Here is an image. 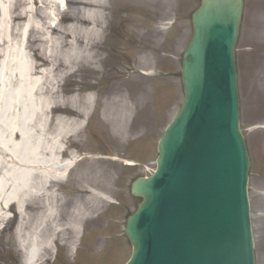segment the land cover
I'll return each instance as SVG.
<instances>
[{
  "label": "bare ground",
  "instance_id": "6f19581e",
  "mask_svg": "<svg viewBox=\"0 0 264 264\" xmlns=\"http://www.w3.org/2000/svg\"><path fill=\"white\" fill-rule=\"evenodd\" d=\"M110 9V0H0V225L8 212L17 214L27 264H38L52 246V238L36 231L45 230L55 216L61 218L57 214L66 175L84 161L73 151L84 148L77 140L84 122L89 124L99 110L101 120L125 149L136 132L131 119L137 103L152 110V33L146 35L149 44L144 51L129 46L135 49L130 58L135 83L129 84L122 75L121 79L112 76ZM112 51L119 57L120 49ZM140 51L143 58L136 56ZM118 61L114 59V67L121 70ZM60 79H75L79 85L67 101L64 97L71 89H60ZM106 79L108 88L102 85ZM90 157L94 164L107 162L102 155ZM126 160V165H134ZM87 173L88 163L78 178L82 187L77 190L75 211L69 219L64 217L69 244L62 248L74 247L88 213L99 207V199L113 195L108 186L88 191ZM26 218L36 222L32 239L22 231Z\"/></svg>",
  "mask_w": 264,
  "mask_h": 264
},
{
  "label": "rangeland",
  "instance_id": "374dc122",
  "mask_svg": "<svg viewBox=\"0 0 264 264\" xmlns=\"http://www.w3.org/2000/svg\"><path fill=\"white\" fill-rule=\"evenodd\" d=\"M201 2L110 0L113 15L108 24L110 28H107L110 33L109 52L115 61L119 59L117 63L121 62V70H118L112 58V76L121 79L122 75L129 84L135 83L136 69L130 62L135 49L129 46H138L144 51L149 44L146 35L152 33L154 103L151 111L143 110L142 102L137 103L136 114L131 119L136 132L131 135L130 142V137L125 142V149L120 148V141L113 135L111 127L101 120L99 110L89 124L84 122L77 139L84 148L73 150L77 159L84 161H80L66 176L67 187L61 195L57 214L61 218L56 220L55 216L45 230L36 231L44 238H52L51 248L40 257L38 264H126L129 261L132 246L125 235L126 223L141 203L140 199L131 195L132 183L154 174L159 141L184 100L182 58L193 34L192 15ZM174 18L177 23L172 28ZM136 34L141 38H136ZM115 49H120L119 57L112 51ZM143 51L137 53V58H143ZM236 63L241 130L250 157L248 195L254 252L256 264H264V0H245ZM118 80L115 82L118 83ZM75 81L60 79V89H71L64 97L66 101L76 94L79 85ZM107 82L108 79L103 80L102 84L106 88L110 86ZM106 99L104 97L101 101ZM91 155L105 156L107 162L94 164ZM126 159L134 160L135 166H126ZM87 163L88 191L92 187L102 189L108 186L113 195H107L108 199L104 200L101 197L99 207L88 213V222L80 226V235L74 247L69 249L65 245L66 248H62L63 244H69L64 217L69 219V214L75 211L77 190L82 187L78 178L85 174ZM98 176L99 179L96 178ZM42 200L40 204L43 206ZM91 200V193L88 192V205L93 204ZM8 213L7 219L0 225V264H27L26 251L21 247L22 239L18 234L17 214ZM35 228L36 222L26 218L23 233L32 239Z\"/></svg>",
  "mask_w": 264,
  "mask_h": 264
},
{
  "label": "water",
  "instance_id": "95a60500",
  "mask_svg": "<svg viewBox=\"0 0 264 264\" xmlns=\"http://www.w3.org/2000/svg\"><path fill=\"white\" fill-rule=\"evenodd\" d=\"M243 0H204L184 64L186 105L128 221L129 264H255L235 73Z\"/></svg>",
  "mask_w": 264,
  "mask_h": 264
}]
</instances>
